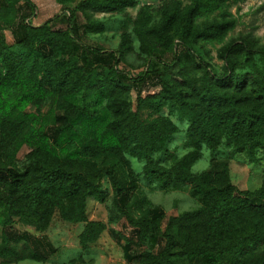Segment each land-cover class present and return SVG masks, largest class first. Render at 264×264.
I'll list each match as a JSON object with an SVG mask.
<instances>
[{
  "label": "trees",
  "instance_id": "16d2710c",
  "mask_svg": "<svg viewBox=\"0 0 264 264\" xmlns=\"http://www.w3.org/2000/svg\"><path fill=\"white\" fill-rule=\"evenodd\" d=\"M55 1L61 11L34 25L31 0H0L2 228L16 220L41 233L58 212L82 224L78 244L86 252L106 229L87 218L88 200L107 197L106 179L111 208L132 228L131 238L110 229L127 263L264 264V178L255 189L239 190L228 168L243 152L256 162L264 148V45L251 32L224 41L235 26L225 6L244 0H174L156 14L141 6L132 32L144 68L135 75L118 66L132 51L127 33L114 51L86 35L105 29L95 14L121 13L136 0ZM206 43L219 44L221 73L196 50ZM145 84L157 90L143 95ZM164 107L167 114L160 113ZM143 110L150 115L142 118ZM172 114L186 122L180 156L167 148L179 131ZM220 146L227 149L222 161L192 171L202 148ZM128 157L143 162L147 183L184 191L197 205L166 218L149 205ZM55 251L28 231L1 235L0 258L10 263L45 261Z\"/></svg>",
  "mask_w": 264,
  "mask_h": 264
},
{
  "label": "rangeland",
  "instance_id": "374dc122",
  "mask_svg": "<svg viewBox=\"0 0 264 264\" xmlns=\"http://www.w3.org/2000/svg\"><path fill=\"white\" fill-rule=\"evenodd\" d=\"M35 6V13L31 17L33 24H40L46 19L53 17L61 11V7L55 0H31ZM174 0H136L134 7H128L121 13L113 14H95L94 18L104 23V31L96 33H87L88 41L98 44L105 50L114 51L121 45V35L127 33L130 37L129 43L132 51L126 55L127 63H119V69L131 72L135 75L144 68L143 58L138 54V42L132 32L133 21L135 20L138 9L141 6L148 5L153 12L158 13L164 5H168ZM185 3V0H181ZM225 8L235 18L234 29L227 33L224 41L231 37H236L240 33L251 32L259 39V43L264 45V0H244L240 3H230ZM157 19L155 16L154 20ZM8 43L12 42L9 31H5ZM218 43H206L205 48L196 47L210 68L215 73H221L222 61L216 57V48ZM205 49L207 53H205ZM142 94L157 90L156 87L143 86ZM132 101L135 93L131 92ZM132 108H135L133 102ZM32 111V107H28ZM48 106H44L41 112L47 113ZM160 113L167 114V108L164 107ZM140 116L145 118L149 116V111H140ZM154 115V114H153ZM172 121L178 126L179 131L168 142L169 151L180 156L185 151V129L186 122L180 120L175 114L170 116ZM52 119V118H51ZM51 121V120H50ZM28 147L23 145L17 154V167L21 168L24 164V154ZM200 159L192 166V171L199 172L209 168L215 160L222 161L226 157L227 149L220 146L215 152H210L202 148ZM158 158L159 155H155ZM257 161L251 162L246 154L239 153L232 160L228 161L229 176L232 184L239 190L255 189L260 185L264 178V148L257 151ZM130 168L135 175H138L140 190L148 200L149 205L160 207L165 217L176 215L181 211L191 209L197 205L195 199L190 197L184 191H161L154 184L147 183L142 175L143 162L134 157H128ZM102 188L105 190L107 197L105 201L99 202L95 199H89L87 202V218L89 220H101L106 224L105 231L100 237L89 246L86 252L82 251L78 244V234L82 229L81 223H70L62 220L58 212L52 218L49 227L44 232H35L32 228L23 226L18 221L14 222L5 229L0 225V240L2 232L5 231L10 236L16 235L22 231H28L35 236H42L50 242L56 251L45 261H36L25 259L16 263H10L0 258V264H73L76 261H82L85 264H137L135 261L127 263L123 257L121 245L111 235L110 229L120 231L124 236L132 237V228L122 218L117 216L110 206L111 188L109 182L105 179L102 182ZM22 243L19 244L21 246ZM177 264H189L187 260L177 258L174 260Z\"/></svg>",
  "mask_w": 264,
  "mask_h": 264
},
{
  "label": "crops",
  "instance_id": "0c3cea01",
  "mask_svg": "<svg viewBox=\"0 0 264 264\" xmlns=\"http://www.w3.org/2000/svg\"><path fill=\"white\" fill-rule=\"evenodd\" d=\"M32 2V1H31ZM33 3V2H32ZM30 20H31V18H30ZM31 23H32V21H31ZM33 24V23H32ZM41 24V23H40ZM34 25H39V24H34Z\"/></svg>",
  "mask_w": 264,
  "mask_h": 264
}]
</instances>
